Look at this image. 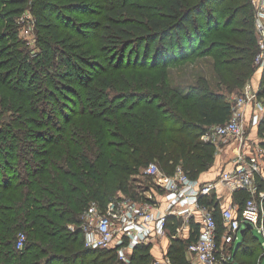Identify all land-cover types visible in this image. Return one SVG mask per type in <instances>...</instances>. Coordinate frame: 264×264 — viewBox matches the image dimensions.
I'll use <instances>...</instances> for the list:
<instances>
[{
	"label": "trees",
	"instance_id": "1",
	"mask_svg": "<svg viewBox=\"0 0 264 264\" xmlns=\"http://www.w3.org/2000/svg\"><path fill=\"white\" fill-rule=\"evenodd\" d=\"M48 2L0 0V264H153L152 243L134 246L129 261L119 258L116 247L87 246L80 227L83 214L92 201L105 206L123 196L142 200L138 185L155 183L144 173L151 162L168 174L180 166L192 179L215 165V146L203 134L231 117V94L242 93L249 78L264 86V67L254 61L259 43L253 2L227 0L219 9L223 0H170L161 13L129 4L114 8L102 38L107 46H121L133 66L127 72L123 65L113 66L108 74L93 76L92 84L85 83L88 92L80 109L64 103L73 113L63 123L50 112L57 110L52 96L55 102L66 99L64 91L59 85L33 87L32 79L36 73L61 77L56 64L30 63L28 50L11 37L13 19L1 23L32 5L40 25L63 41L65 31L58 23L65 22L63 12ZM210 2L218 6L207 8L205 24L217 33L205 46L209 33L199 16ZM47 9L56 15L50 22L43 18ZM7 38L13 42L5 43ZM204 56L212 57L207 64L217 77L215 86L205 74H193L196 60ZM61 61L67 78L74 79L70 57ZM178 63L193 66L175 73L171 67ZM119 100H126L127 107ZM255 131L264 135V118ZM258 142L264 148V137ZM145 189L153 188L147 183ZM236 194L233 201L242 207L250 193ZM208 201L221 223L218 200ZM169 221L172 264H193L187 247L198 236L199 223L193 221L190 236L182 239L172 235L179 225L176 217ZM20 233L26 235L21 248ZM241 235L232 260L224 264H261L264 254L254 258L264 249L257 229Z\"/></svg>",
	"mask_w": 264,
	"mask_h": 264
},
{
	"label": "built area",
	"instance_id": "2",
	"mask_svg": "<svg viewBox=\"0 0 264 264\" xmlns=\"http://www.w3.org/2000/svg\"><path fill=\"white\" fill-rule=\"evenodd\" d=\"M255 8V29L259 51L255 62L264 67V0H252ZM257 99V91L247 83L241 94L232 96L231 117L224 123L208 127L202 139L212 143L216 152L224 145L234 144L232 167L205 183L192 179L183 169L165 173L157 163L151 162L144 173L152 177L156 186L164 192L165 209L156 202L133 200L128 197L111 199L105 206L92 201L83 214L81 228L86 245L93 248L116 247L118 256L129 261V251L138 243L158 245L157 240L169 236V217H184L199 223L200 232L187 247L193 264H224L232 260V249L240 239V232L251 224L264 235V149H250L245 128V109ZM258 100V99H257ZM251 150H253L251 152ZM263 184V187H262ZM232 192L248 191L250 197L241 207L238 202L222 206L221 223L215 216V207L208 200H218L219 189ZM74 228V227H72ZM181 227L174 237H182ZM26 235L20 233L17 246L23 247ZM153 264H172L167 251L155 257Z\"/></svg>",
	"mask_w": 264,
	"mask_h": 264
},
{
	"label": "rangeland",
	"instance_id": "3",
	"mask_svg": "<svg viewBox=\"0 0 264 264\" xmlns=\"http://www.w3.org/2000/svg\"><path fill=\"white\" fill-rule=\"evenodd\" d=\"M49 1L48 6H58L61 7L63 12V17L65 18V22L62 23L59 21L60 29H64L65 34L62 35L63 41H57V38H54L48 28L40 25L39 15L33 9L32 5H25V8L21 10L18 14H14L13 16L5 18L1 23L8 24L11 23L10 19H13L12 27L13 29L10 31L11 37H16L19 39L22 44H20V48L24 47L29 52L30 63L33 65L35 61H42L43 64L45 61L51 60L56 64L59 73L62 74L61 77H44L43 75L36 73V76L33 77V87H37L40 84L47 85H59L60 90L64 91L63 95L66 99L54 101V97L52 96L53 105L57 108L56 112H50V115L53 116L56 120L63 123L68 115H71L73 112L64 104L76 105L78 108H81V104L83 99L86 97V93L88 90L85 87V83H89L93 76L103 73H109L113 66H121L125 67L122 71L127 72L133 66L132 62L126 58L123 54V50L121 46H107L104 42V37L102 38V32L104 33V27L109 22V14H112L114 8L126 5H131L135 10H143L146 13H161L166 3L170 0H46ZM227 0H223L222 4L219 6V9L223 7V4ZM50 3H52L50 5ZM34 4V1H33ZM112 4V5H111ZM5 6V4H4ZM3 6V7H4ZM218 4L217 2H210L206 4V9H204L203 16H199L201 24L204 26V30L209 33V38L206 40V45L210 44L211 39L216 36L217 31L208 30L206 28L205 19L208 13L207 8L212 10L215 9ZM6 7L8 4L6 3ZM3 15V14H2ZM48 15V16H47ZM243 14H239L240 17ZM55 13H49L48 9L44 11L43 18L50 22V19L55 17ZM69 23V24H66ZM233 26H237L234 22ZM5 27V26H4ZM6 28V27H5ZM4 28V29H5ZM14 30V33H13ZM224 34H230L228 30L224 31ZM12 43L13 38H7L5 43ZM1 46V44H0ZM204 46V47H205ZM259 48V47H258ZM260 49V48H259ZM122 50V51H121ZM62 56H69L71 62L74 65V74L75 78L72 76L70 79L67 78L65 65L62 63ZM211 56H204L202 58H198L196 61L195 71L193 69L194 75H200L199 73L205 74L212 86H215L217 82V77L213 70L211 64H207L211 61ZM255 61V60H254ZM211 63V62H210ZM183 63L173 64L171 70L175 73H179L180 69L190 68L193 64L189 66H185L180 68ZM198 68L200 70L198 71ZM30 81H32L30 79ZM252 78H249L247 82H251ZM246 82V84H247ZM92 84V81L90 82ZM29 84H27L28 86ZM55 87V86H54ZM262 82L258 81L255 83L254 88L257 91V99L260 100L262 104V108L259 109L257 118L251 117V115L245 116V128L246 134L253 135L255 140H260L264 137L259 133L255 134L256 131H253V123H259L264 118V95L260 96L259 93L263 88ZM108 92V90L106 91ZM241 94V93H240ZM237 95L236 93L231 94V97ZM49 103V100H47ZM65 101V102H63ZM120 105L125 103V107H127L126 100H119ZM52 109V106L49 107L48 112ZM52 111V110H51ZM50 116H48V119ZM261 120V121H260ZM248 135V137H249ZM256 141V142H258ZM37 145L40 142H33ZM139 184V182H137ZM150 184L152 186V190H146V184ZM155 184V183H154ZM150 183V181H146L142 183V187L139 184L137 190H139L138 197H143L144 201H157L156 196L161 193V189ZM144 189V190H143ZM237 195V194H234ZM125 197V196H123ZM148 198V199H146ZM140 200V201H142ZM184 219L180 218V226L183 225ZM69 226L75 227V224L70 223ZM183 231V230H182ZM259 238L262 243H264V235L261 232H258ZM240 236L241 232H240ZM241 238V237H240ZM264 254V249H259L255 254V260H259V255ZM262 263L264 264V256H262ZM192 262V260H191ZM193 263V262H192Z\"/></svg>",
	"mask_w": 264,
	"mask_h": 264
},
{
	"label": "crops",
	"instance_id": "4",
	"mask_svg": "<svg viewBox=\"0 0 264 264\" xmlns=\"http://www.w3.org/2000/svg\"><path fill=\"white\" fill-rule=\"evenodd\" d=\"M259 80L257 78L252 79L251 82H247V83H251L253 86L255 85L256 82H258ZM263 106L260 102V100H255V102L251 103L250 105H248L245 109V116L251 115V117H255L257 118L259 115H257V113L259 112V109H261ZM261 121V120H260ZM253 126H255L253 128V131H255V129L257 128L258 124L257 123H253ZM249 135V134H248ZM249 139V143H250V149H256L257 146H260L262 149H264L259 142H256L258 140H255V138L253 137V135H249L248 137ZM234 144L235 142L232 141L231 144H226L223 146V148L221 149V151L216 152V158H215V165L209 170L204 172L198 179L197 181H199V183H205L207 181L213 180L215 179L219 173H221L224 169L227 170L228 168L232 167V158L234 156ZM253 150H251L252 152ZM226 167V168H225ZM224 170V171H225ZM237 192H232L229 189L226 188H221L219 189L218 194L220 195L218 201L220 202V204L222 206L228 205L233 201V195L236 194ZM157 201H155L157 203V206L161 209H165L167 206V200L164 196V192L161 191L160 194H158L156 196ZM143 202V200H142ZM172 217V216H170ZM175 217V216H174ZM182 218L184 219V217H179L176 219L179 222V219ZM185 220V219H184ZM193 221H190V224L188 225L186 221H184L183 225L180 226V222L178 227H181L180 230V234L182 235V239H185L186 237L190 236V231H191V226H192ZM183 230V231H182ZM157 244L158 245H153L152 249L154 252V255L156 257L161 256V254L164 251L168 252V249L170 247L171 244V238L169 236H163L160 239L157 240Z\"/></svg>",
	"mask_w": 264,
	"mask_h": 264
},
{
	"label": "water",
	"instance_id": "5",
	"mask_svg": "<svg viewBox=\"0 0 264 264\" xmlns=\"http://www.w3.org/2000/svg\"><path fill=\"white\" fill-rule=\"evenodd\" d=\"M247 228H253V226L251 225V224H247V227L246 228H244V229H242V233H244V231L247 229Z\"/></svg>",
	"mask_w": 264,
	"mask_h": 264
}]
</instances>
